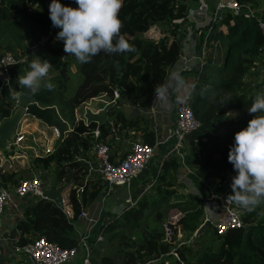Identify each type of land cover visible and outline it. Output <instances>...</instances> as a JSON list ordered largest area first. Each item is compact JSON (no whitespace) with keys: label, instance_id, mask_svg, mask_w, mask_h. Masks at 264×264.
<instances>
[{"label":"trees","instance_id":"16d2710c","mask_svg":"<svg viewBox=\"0 0 264 264\" xmlns=\"http://www.w3.org/2000/svg\"><path fill=\"white\" fill-rule=\"evenodd\" d=\"M238 1L250 3L251 7L257 4V0ZM71 2L60 0L64 5ZM193 2L198 0H123L119 13L123 22L121 34L134 50L101 52L89 63L77 62L79 81L67 95L69 66L77 59L66 55L63 44L40 45L46 50L41 59L53 65L50 70L53 75L33 93L36 102L29 110L41 124L57 127L60 135L53 141L50 152L33 159L25 177L39 173L46 181L54 172L55 185L64 188L68 184L66 194L73 219L102 196L103 181L88 178L87 166L79 160L89 157L95 128L99 130L97 140L110 147L113 162L124 156L120 141L134 137L149 145L155 142L148 122L141 116L126 118L119 109L120 101L114 103L112 120L101 122L85 123L83 119H76L75 109L102 93L112 97L115 89L129 95L140 108L150 107L155 86L167 83L168 68L179 59L178 42L173 35L176 31L186 34L187 27L181 23ZM50 3L51 0H0V52L23 56L29 48L39 46L52 29ZM257 24L254 16L246 18L224 9L211 25L203 64L195 72L191 107L201 125L187 135L183 148L188 146L196 162L193 170L208 181L216 194L236 175L228 162L229 148L234 143L235 133L246 127L252 118L250 115L225 122V95L230 93L239 107L252 104L246 97L248 87L244 78L250 70L264 63V38ZM49 83L53 85L51 89L46 87ZM12 106V101L0 100V114L9 117ZM231 123L236 124L235 130L221 133ZM180 166L177 157L164 160L146 179L149 184L155 181L146 190L149 184L141 187L134 206L118 215L107 214L111 218L99 226L104 240L95 242L96 234L89 239L93 246V264H264V203L242 212L244 226L241 228L217 235L206 221L205 232L201 233L199 224L205 214L204 202L178 182L175 172ZM21 178L15 166L0 167V186L12 190ZM163 208L179 212L174 230L175 239L178 228L185 241L180 246L163 241V223L166 222ZM22 214L15 222L18 233L15 245L23 246L41 236L63 248L76 245L73 219L69 220L53 201L31 200ZM184 236L188 238L185 240ZM190 237L191 241L187 242ZM172 247L175 254L170 253Z\"/></svg>","mask_w":264,"mask_h":264},{"label":"built area","instance_id":"2783aa9c","mask_svg":"<svg viewBox=\"0 0 264 264\" xmlns=\"http://www.w3.org/2000/svg\"><path fill=\"white\" fill-rule=\"evenodd\" d=\"M224 9H228L235 15H243L246 18L253 16L256 17L253 14L250 3H241L238 0H220L217 3L214 12H211L207 8L202 9L197 11L196 14L188 13L186 19L182 21L186 23V27H188L189 31L193 30L191 33L194 36V42L197 45L200 44V51L196 55V58L199 60L197 70H199L203 64L206 38L211 30L212 23L217 17V11ZM200 15L210 16L212 23L203 30L198 29L195 31L192 22L197 21L196 16ZM256 18L258 21L257 26L264 38V19L261 17ZM32 48L33 47L29 48V50H27L23 56H17L11 52H0V100L5 99L6 101H12L13 106L10 110V114L16 106V98L13 97V92L17 93L18 89V85L16 86L15 81L16 70L20 65L27 62V57L30 54L29 51ZM262 51L264 53V46ZM256 69H258L259 74L264 77V63H262ZM165 86H167V83ZM183 98L185 102L178 103L174 108V124L168 129H165L161 135L158 134L153 145H149L138 139L136 141H132L127 152L117 162H113L111 159L110 147L106 143L97 140L99 135L98 128L94 129L93 133L95 138L93 139L90 149V158L81 157L79 160L86 164L88 178L92 177L95 179H101L103 181L104 187L102 196L99 200V205L101 208H103L101 202L105 201V197L111 192L114 186H126L128 193L130 194V189L132 188L134 180L139 178L147 169L148 164L158 146L165 145V143L168 144V142L171 143L168 151L164 152L162 155V158L158 164L159 168L164 160L172 156L177 157L180 163L183 162L182 150L183 146L185 145V139L189 133L197 131L201 125L198 119L195 117L190 104L191 92L186 93ZM109 99L112 103H115L116 101H122V105H129L133 103L130 96L127 94H122L120 89H115L113 91L112 97H109ZM158 104L159 102L157 101L155 95L150 107L143 109L135 104L134 106L136 107L137 111L143 115H150L157 110ZM74 113L76 119H83V117L78 114L76 109ZM28 125L27 118L23 116L18 122L13 142L9 145L12 148V151L8 153L6 152V155L3 154L5 151H0V167L11 169L13 166H15L18 159L32 160L41 154L51 151L52 145L49 146L46 144L39 147L38 144L40 142L49 140L54 141L59 137L60 130L57 127H52L49 128L51 131L50 136L45 134L43 131H40L42 138L36 137L34 135L29 137L28 133L24 130ZM28 138L30 139L31 144L27 148H24L25 142L28 140ZM29 152H32V154ZM15 158L18 159L14 161ZM31 164L28 167H30ZM154 181L155 180L150 182V184L144 190L150 187ZM228 185L229 184L224 187L221 193L216 194L212 192L208 198L209 201H216L218 214L215 219H210L205 215V222L208 221L211 223L217 235H223L231 229L241 228L244 226L242 212L245 209L238 211L235 209L234 203L226 200L231 190L229 187L227 188ZM46 190L47 188L45 186V181L41 178L39 173L34 174L33 177L30 178L20 179L18 184L14 186L12 190L0 186V217L3 213L4 207L11 200V192H13L18 199L24 201V203H28L29 200H32L25 199L28 196H34L33 200L49 199L46 195ZM78 192H80V189H78ZM139 197L140 194L135 196V198L129 196V198L126 200L127 205H121L119 209H114V212L111 214L118 215L123 210L134 206ZM62 201L63 213H65L69 220H72L73 212L71 206L68 204V198L66 197L65 200V198L62 196ZM100 211H102V209L99 210V213ZM178 216L179 214H175L163 223V241L175 243V246H180L185 243V241L181 240V232L178 228L175 239L174 227L176 226V220ZM72 225L77 238V243L75 246L63 248L57 243L49 242L45 237L41 236L35 238L32 242L23 246L16 245L15 250L27 257L30 264H66L74 260L78 255H81V264H93L91 260L93 246L89 242V239H91L94 234H96L95 242L104 240L103 234L99 232V218L91 216L88 213L87 208H83L78 216L72 220ZM194 235H196V232L192 235V237ZM170 253L175 254V247H172Z\"/></svg>","mask_w":264,"mask_h":264},{"label":"clouds","instance_id":"9594fccd","mask_svg":"<svg viewBox=\"0 0 264 264\" xmlns=\"http://www.w3.org/2000/svg\"><path fill=\"white\" fill-rule=\"evenodd\" d=\"M75 3L78 7L61 4L60 0H51L49 4L52 27L60 29L56 40L63 41L66 55L74 56L84 64L101 52L112 54L134 50L121 34L123 22L119 13L123 0H75ZM52 66L48 60L35 56L20 79L23 89L30 92L39 89ZM172 78L174 90L179 91L184 86L183 78L177 73ZM46 87L51 89L53 85L49 83ZM154 92L160 107L167 110L170 107L169 87L158 85ZM18 95L13 92L14 98ZM177 102L184 103L185 100L177 96ZM247 111L252 119L235 133L228 152V162L236 175L231 178V193L226 200L251 210L264 203V91L254 96Z\"/></svg>","mask_w":264,"mask_h":264},{"label":"crops","instance_id":"0c3cea01","mask_svg":"<svg viewBox=\"0 0 264 264\" xmlns=\"http://www.w3.org/2000/svg\"><path fill=\"white\" fill-rule=\"evenodd\" d=\"M220 0H198V2H193L190 6L189 14H196L197 11L202 9H209L211 12L215 11L216 5ZM253 14L256 17H261L264 19V0H257V4L252 7ZM197 21L192 22L194 25L195 31L198 29H205L206 27L210 26L212 23V19L210 16H196ZM181 26H185L186 23L182 22ZM193 31V30H191ZM191 31L186 30V34H181L180 31H176L174 33L173 37L178 42L179 47V59L176 61L175 64L170 66L168 68L167 72V86L169 87V104L170 107L167 108V110H164L160 107V104H158V108L155 112L151 113L150 115H143L139 111H137L136 107L133 103L129 105H122L119 107V109L123 112L124 116L126 118H133L135 116H141L144 120H146L149 124V127L153 130L155 138L159 134L163 133L165 129H168L174 124L175 121V114H174V108L179 103L177 102V96H180L183 98V96L190 92L196 82V71L199 65V60L196 58L197 53L200 51V44L197 45L194 42V36L192 35ZM46 40V41H45ZM49 42L47 41V38H45L39 46L32 48L30 52V57L27 60L25 64L20 65L16 70V79L15 81H19V76L24 70L29 68V64L32 59L35 58V56H41L44 52H37L38 49H40V45H44V43ZM199 42V41H198ZM35 55V56H34ZM41 58V57H40ZM69 66L70 72L74 74V71L78 72V64L77 60H73ZM76 65V67H75ZM259 70L254 68L247 73V75L244 78V81L248 87L246 90V97L247 100L253 101L254 96L258 92H262L264 90V77H262L259 72ZM177 73L180 77L183 78L184 86L179 89V91L174 90L175 81L172 78L173 74ZM195 73V74H194ZM53 75L52 71L49 72L48 77H51ZM45 78V79H46ZM42 86V85H41ZM191 100L190 104L193 101V92H191ZM122 103V101H120ZM235 103V102H234ZM114 103H112L109 99V96L106 94H100L99 96L84 102L81 106H79L76 110L80 112V116L83 117V120L85 123L89 120H95L97 122H101L104 120H112L114 116L115 108L113 109ZM227 107V106H226ZM226 110V117L227 120L225 122H228V120H232L233 116L231 115L230 110ZM239 107V106H238ZM250 107V106H249ZM249 107H245L244 109L247 110ZM242 108V107H239ZM32 116V115H30ZM250 116L249 113H246V115L243 116V119L248 118ZM34 118V116H32ZM35 119V118H34ZM252 119V118H250ZM38 123L39 121L35 119ZM40 123V122H39ZM29 124V123H28ZM230 125H233L224 130L221 131V133L229 132L230 130H235L236 124L231 123ZM27 127V126H26ZM25 127V131H26ZM28 136H31L30 134L35 133L29 132ZM51 132V131H50ZM47 133V134H50ZM50 136V135H48ZM137 139L134 137H130V139L125 141H120L121 147L120 150L122 151V154L124 155L127 150L129 149L131 142L136 141ZM141 140V139H138ZM171 146V143L168 142L165 143V145H160L155 150V153L153 157L151 158L147 169L144 171L143 175L140 176L135 180V182L132 184L133 187H143L140 186V182L144 179L151 177L152 170L158 166V163L160 162L162 155L164 152L168 151L169 147ZM188 147V146H187ZM186 148H183V162L181 163V166L177 169L175 172V176L178 180V182H181L185 184L188 191L192 193H196L195 189H197L199 192L198 194H202L203 197H205L204 201V208H205V215L209 217L210 219H215L218 214V208L217 203L215 200H208L209 195L213 192L211 187H207L206 189L203 188L204 186L201 185H208V181L202 180L193 170V167L195 166L196 162L195 159L189 154V150ZM186 149V150H185ZM15 168H23L25 167L23 165L15 164ZM18 170V169H17ZM28 174V172H26ZM229 185L227 188L230 187L231 181L228 183ZM198 185V188H195ZM194 188V189H193ZM196 193V194H197ZM231 193V190H230ZM207 197V200H206ZM99 199H97L93 204H91L89 207H87L88 213L95 217L99 218V210L103 208L99 205ZM9 205L6 207L5 213L3 214V217L0 219V264H30L27 257L24 255L18 253L15 250V242L17 240V230L15 228V222L18 218H20L23 214V209L26 206L27 203H24L22 200H18L16 195L13 193L11 194V200L8 202ZM18 209V210H17ZM102 212V211H101ZM103 215V213H102ZM104 218V217H103ZM102 220V216H101ZM192 237H190L187 242L191 241ZM182 240V239H181ZM66 264H81V255H78L74 260L66 263Z\"/></svg>","mask_w":264,"mask_h":264},{"label":"rangeland","instance_id":"374dc122","mask_svg":"<svg viewBox=\"0 0 264 264\" xmlns=\"http://www.w3.org/2000/svg\"><path fill=\"white\" fill-rule=\"evenodd\" d=\"M68 6L78 7V5H76V3H75V0H72V2ZM58 31H60V29L52 27L50 35L47 37V41H50L51 42L50 44L52 46H57V45H62L63 44V41L56 40V34H57ZM37 52H43L42 47L40 49H38ZM45 54H46V50L42 53V55H45ZM29 57H30V55L27 57V60L29 59ZM75 67H76V65H75ZM14 70H16V69H14ZM69 71H70V68H69ZM78 81H79V73L74 71V74H72L70 72V80L68 81V91L66 92V95L72 91V89L74 88V86L77 84ZM16 86H17V82H16ZM192 90H193V88H192ZM192 90L190 92H192ZM191 97H192V95H191ZM225 100H226L225 107L227 106L226 107L227 110L231 109L230 113L233 116L232 120H235V121L238 120V119L240 120L241 118H243L244 115H246V113H248V111L244 109L245 107L239 108L238 105H236L233 102L230 93L225 95ZM78 114L80 115L79 110H78ZM26 118H27V122L29 123V125L26 127V131H29V132L36 131L35 133L30 134V135H34L36 137H41L42 138V136L40 135V131H43L45 134L50 132L48 126L43 125V124H41L39 122L37 123L36 120L32 116L28 115V116H26ZM231 126H233V125H230V128H231ZM48 135H50V134H48ZM29 137H31V136H29ZM52 143H53V141L49 140V141H45V142H40L38 144V146L41 147L42 145H46V144L50 146V145H52ZM30 144H31V141L28 138V140H26V142H25L24 148H27ZM28 151H30V150H28ZM7 153L3 152L4 155H6ZM29 153L32 154V152H29ZM88 158H90V155H89ZM17 159L18 158H15L14 161H16ZM29 160H31V159H29ZM29 160L18 159V161H17V164L23 165L25 167V169L17 168L18 169V174L21 175L22 178H30V177H25V176L28 175L26 172L30 171V169H28V166L32 163L33 159L31 161H29ZM51 173H50L51 175L49 174L48 180L45 181V186H46L47 190L53 189V188L54 189H61V192H62L61 196H63V198H65V200H66V197H67L66 193H67V188H68L69 185L66 184L64 188H59V186H57V184L55 185L54 172H51ZM135 180H134V182H135ZM140 180L141 179H139L138 181H140ZM139 183H141L140 186H144V187L149 184L145 179L143 181L139 182ZM183 185H185V184H183ZM133 186L130 189V194L128 193V190H127L126 186H121V187L120 186H114L112 188L111 192L105 197V201L101 202L103 210H102V212L100 211V213H99V221H100V223L105 221L106 219L107 220L110 219L112 215H115V214H111V213L114 212L113 211L114 209L117 210V209L120 208L121 205H127L126 200L129 198V196H132L133 198H135V196H137L138 194L141 193V187H133ZM201 186H204L203 188H205V189L208 186L210 187V185H201ZM195 188H198V185ZM195 191L200 193L201 190L198 191L197 189H195ZM11 193L13 194V192H11ZM198 195L204 201L205 197H203L202 194H198ZM33 198H34V196H28L25 199H32L33 200ZM18 200L20 201V199H18ZM48 200H50V199H48ZM30 201L31 200H29L28 202H30ZM98 202H100V201H98ZM8 205H9V203L4 207V210H3V213H2V215L0 217V219L3 217V214L5 213L4 211L6 210V207ZM234 207L238 211H241L243 209V208L238 207L236 204H234ZM162 211L164 212V215H165V218H164V219H166L165 221H167L173 215L179 214V212L175 213L176 211L168 210L166 208H163ZM102 213H103V215H102ZM108 213L111 216L107 215ZM101 216H102V220H100ZM205 223L206 222H205V214H204V216H203V218H202V220H201V222L199 224V229L201 228V230H200L201 233L205 232V229H204L205 228L204 227ZM187 238L188 237H186V236L183 237V239H185V240ZM156 264H158V262Z\"/></svg>","mask_w":264,"mask_h":264},{"label":"water","instance_id":"95a60500","mask_svg":"<svg viewBox=\"0 0 264 264\" xmlns=\"http://www.w3.org/2000/svg\"><path fill=\"white\" fill-rule=\"evenodd\" d=\"M222 12L223 10H218L217 16H219ZM23 73L24 72H22L19 76L17 89V93H19V95L16 97L15 108L13 109L9 117H4L0 114V151H12V148L9 145L13 142L18 122L23 116L26 117L28 115H31L29 106L36 102L35 98L33 97L34 92L24 90L20 83V79L23 76ZM39 89H37L36 91H38ZM45 192L47 197L51 201H53L57 207H63L61 189L53 188L46 190Z\"/></svg>","mask_w":264,"mask_h":264}]
</instances>
